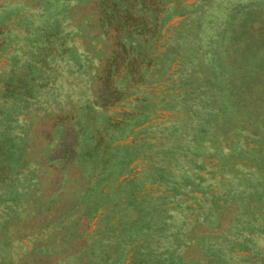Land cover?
I'll list each match as a JSON object with an SVG mask.
<instances>
[{
    "label": "rangeland",
    "instance_id": "obj_1",
    "mask_svg": "<svg viewBox=\"0 0 264 264\" xmlns=\"http://www.w3.org/2000/svg\"><path fill=\"white\" fill-rule=\"evenodd\" d=\"M0 264H264V0H0Z\"/></svg>",
    "mask_w": 264,
    "mask_h": 264
},
{
    "label": "trees",
    "instance_id": "obj_2",
    "mask_svg": "<svg viewBox=\"0 0 264 264\" xmlns=\"http://www.w3.org/2000/svg\"><path fill=\"white\" fill-rule=\"evenodd\" d=\"M102 16H101V20H102V24H105V27L108 25H112L113 23V12L107 13L106 10L102 12ZM128 14V12H126ZM129 61V60H127ZM129 65V64H128ZM109 92H111V90H109Z\"/></svg>",
    "mask_w": 264,
    "mask_h": 264
}]
</instances>
